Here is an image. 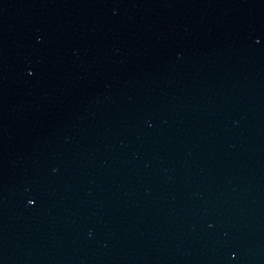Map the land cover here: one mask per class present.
Listing matches in <instances>:
<instances>
[{
  "label": "water",
  "instance_id": "obj_1",
  "mask_svg": "<svg viewBox=\"0 0 264 264\" xmlns=\"http://www.w3.org/2000/svg\"><path fill=\"white\" fill-rule=\"evenodd\" d=\"M0 264H264V0H0Z\"/></svg>",
  "mask_w": 264,
  "mask_h": 264
}]
</instances>
